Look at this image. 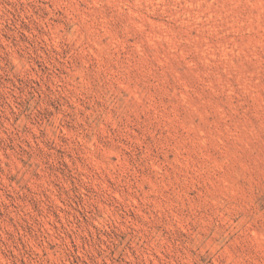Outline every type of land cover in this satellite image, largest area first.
Listing matches in <instances>:
<instances>
[{"label": "rangeland", "instance_id": "374dc122", "mask_svg": "<svg viewBox=\"0 0 264 264\" xmlns=\"http://www.w3.org/2000/svg\"><path fill=\"white\" fill-rule=\"evenodd\" d=\"M0 264H264V0H0Z\"/></svg>", "mask_w": 264, "mask_h": 264}]
</instances>
